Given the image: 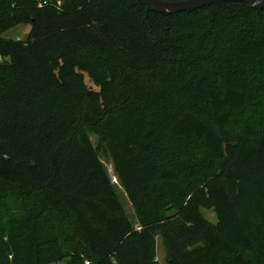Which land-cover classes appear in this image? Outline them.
I'll use <instances>...</instances> for the list:
<instances>
[{"label": "trees", "instance_id": "trees-1", "mask_svg": "<svg viewBox=\"0 0 264 264\" xmlns=\"http://www.w3.org/2000/svg\"><path fill=\"white\" fill-rule=\"evenodd\" d=\"M158 235L165 264H264V9L0 0V264H162Z\"/></svg>", "mask_w": 264, "mask_h": 264}, {"label": "rangeland", "instance_id": "rangeland-1", "mask_svg": "<svg viewBox=\"0 0 264 264\" xmlns=\"http://www.w3.org/2000/svg\"><path fill=\"white\" fill-rule=\"evenodd\" d=\"M30 24H19L9 30H7L4 33L5 37L8 38H21V39H27L28 37V33L30 31ZM89 79V78H88ZM89 85H91L92 87H94V85L90 82V80L88 81ZM91 138L93 140V143L98 146L100 144L99 141V137L91 132ZM100 156L101 159L103 161V163L105 164L110 176L112 177V180L114 181V183L116 184V188L118 191V194L122 200V202L124 203L126 212L128 213L130 219L132 220V222L134 223L135 226H138L139 222H138V218L135 212V208L125 190V188L123 187V185L121 184L118 175H117V170L115 168V164L113 162V159L110 155L109 150L106 147H103L102 150L100 151ZM15 203H13L14 205ZM202 212L205 215V217L210 220L211 222L216 223L218 221V216L217 213L215 211L214 208H208V207H202ZM166 255H167V250L164 244V241L162 239V237L160 235L157 236V256L159 261L162 264H165L166 262ZM47 264H68V260L63 259L61 260L59 263L57 262H49Z\"/></svg>", "mask_w": 264, "mask_h": 264}, {"label": "water", "instance_id": "water-1", "mask_svg": "<svg viewBox=\"0 0 264 264\" xmlns=\"http://www.w3.org/2000/svg\"><path fill=\"white\" fill-rule=\"evenodd\" d=\"M145 4L149 9L165 12L176 13L188 9H196L205 5L224 2L240 1L247 2L260 9H264V0H138Z\"/></svg>", "mask_w": 264, "mask_h": 264}]
</instances>
